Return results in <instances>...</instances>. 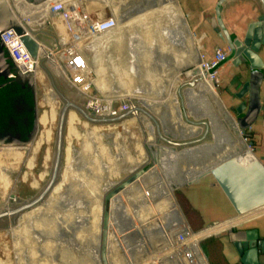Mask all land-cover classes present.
I'll list each match as a JSON object with an SVG mask.
<instances>
[{"label": "rangeland", "instance_id": "obj_1", "mask_svg": "<svg viewBox=\"0 0 264 264\" xmlns=\"http://www.w3.org/2000/svg\"><path fill=\"white\" fill-rule=\"evenodd\" d=\"M14 1L6 0L9 4ZM113 1L122 2V0ZM155 1L159 2L160 0H136V4L134 0H126V7L121 10L122 14L132 11L135 6H145L149 2L155 3ZM44 2L31 5L24 1V3L20 4V7L24 10L20 11L18 9V11L21 14L26 13L25 16L22 14L25 17H22V23L28 26L31 35L39 42L38 52L46 55L45 51L47 50L52 55L55 64L48 60L51 59L50 56L48 58L42 56L41 58L46 59V68L55 80L61 94L78 104L91 115H93L92 108L96 105L95 100L101 101L102 104L110 103L111 111L115 113L123 105L127 104L132 107L129 99L143 100L145 103L141 104L140 107L158 120L162 136L169 138L170 136L165 131V126L169 123H175L174 121L178 119L181 122L183 121L176 91L180 86L197 78V75L193 72L195 69L200 73L207 72L203 65L206 60L200 52V43L196 33L190 28L185 14L180 10L188 36L182 34L174 35V40L172 39L171 42L164 41L163 49L165 54L158 56L154 62V64H157L158 70H156L155 74H152L155 77L150 78L149 86L136 85L132 89V93H129L131 91L122 92L121 87L114 85L111 87L110 92L98 93L91 83L90 85L88 84L87 90L79 93L66 82L63 75V61L59 57L63 50L75 48L83 53L88 65L93 64L89 44L94 39L91 38L89 41L88 39L85 41L87 38L85 36L82 42L81 38L77 36L83 29L82 26H87L89 30L97 27V23L104 24L110 20L114 21L115 16L104 0H78L82 11L77 6L76 0H50L52 5L50 8L53 9L50 13L42 10L44 7H49ZM175 2L179 7L178 0H175ZM38 5L40 6L38 7ZM179 8L181 9V7ZM75 17H78V22ZM159 21L160 17H157L151 23L143 25L144 27L142 28L140 27L137 32L145 30L147 27L153 28ZM160 34L158 33L161 38L164 37L166 39V35L167 39L171 38L163 30H161ZM153 36L156 39L157 36ZM186 43L195 51L199 58L198 63H194L190 50L185 48ZM148 49L149 54H151V50L155 55L158 51L154 45ZM100 55L103 56V51L100 52ZM130 57L134 63L136 57L135 47L132 48ZM53 65H56L58 69L54 68ZM133 65L132 67L135 68ZM38 72L37 81L39 84L36 81V109L38 116L46 115L45 118L49 122L43 127L39 126L37 137L43 135L45 138L41 141L38 147L39 150L33 155L31 154V148L14 149L16 151H13V153L4 152L3 149L5 148H0V212H7L11 207L19 205L17 201L26 202L34 198L47 184L51 174L53 147L61 101L50 87L48 79L40 67ZM133 72L136 75V70ZM205 75L206 79L202 80L210 83L217 101L224 108L220 103L221 99L217 82L214 80L212 73L208 72ZM93 78L94 76L91 75V82ZM195 82H193L192 86L188 84L179 91L184 114L192 122H205L207 124L208 132L204 140L201 141V145H214L215 148H220L226 144H217L213 130H210V127H213L211 121L195 119L187 111L186 91L192 88L196 84ZM146 84L148 83L146 82ZM124 90L126 89L124 88ZM49 93L53 97L52 102L44 98V102L47 101L48 103L44 105L43 97L46 94L47 98ZM197 102L200 101L198 100ZM227 111L232 116V113L229 110ZM68 115L69 119L67 122ZM140 115L143 118L139 117V115H134L131 111V116L128 119H122L117 123L90 124L83 120L76 111H66L61 141L62 157L59 168V181L51 187L44 199L47 200H43L44 202L40 207L36 206L37 211L35 214L40 213L41 215L35 216V214L29 213L31 210H28L0 222V264H70V258L67 259L69 254L75 257L88 255L94 264H100L98 252L94 248H90L88 245H80L73 240L72 243L69 242L65 237V232L59 230V224H62V219L60 218H63L66 214L68 215V213L79 211L76 213V218H74L77 224L76 227H78V230H87L86 228H88L90 222L87 215V207H90V201H92L94 205L97 204L95 206L99 209L96 217L98 226L101 225L102 200L105 195L102 192V188L105 183L109 182L116 185L149 162L145 147L156 142L155 137L157 134L154 124L143 114L140 113ZM242 142L247 145L248 140H243ZM160 145L164 146L162 142H160ZM248 150L256 157L252 148H248ZM258 160L260 161V159ZM260 163L264 167V162L260 161ZM236 166L240 168L239 173L234 177L227 178L223 183V187L232 197H228L225 192H221V196L214 186L209 190L207 188H195L192 190L190 197L186 198L188 202L183 195L177 194L173 197L176 209L186 225L187 231H195L194 229L200 224L199 215L204 217L208 211L214 215H218L219 212V217H222L220 216L221 214L228 216L231 212H238L239 207H228L225 204L228 202L237 203V198H233L235 194H242L244 197L250 196L260 202L264 201V193L258 191L261 188L259 182L255 183L244 165L236 162ZM184 167L190 171L189 162ZM95 172H102L97 183L91 181L93 179L90 177L91 173ZM159 175L163 181L161 173ZM89 186L92 189L91 192L96 190V194L92 192L96 200L95 198L87 200L82 195V192L86 191ZM155 189L156 185L153 182L149 184L144 182L138 188L127 191V194L125 193L120 198V201L118 199L114 203L113 216L115 220L111 225L108 253L111 264H196L193 258L194 246L187 239L184 240V237L189 234L185 230L179 216L175 215V227L180 235L175 233L177 235L174 238V236L165 232L170 225H167L166 222L163 223V219L169 218V216L163 213L162 207L152 209V206L148 210H145V207H141L147 198H152L151 196L154 195ZM142 191L148 194L149 197ZM76 192L81 193L82 198L74 197L73 200L70 199L73 193ZM159 197L162 198L163 195H159ZM75 198L79 201H76ZM223 209H226L223 213L228 215L221 213ZM25 214H27V217L30 216V218H27ZM252 221L238 227L244 228ZM175 227L171 230H175ZM73 230L77 231L76 228ZM70 232L68 230V233L72 235ZM96 232L100 238L101 226L97 228ZM96 232L93 231V235ZM25 239L30 241V247L25 244ZM220 239L221 241L226 240V238ZM34 249L36 254H39H35L33 257L36 259V263L34 259L33 261L30 259ZM187 261H190V263H186ZM73 262L76 263L77 261L74 259Z\"/></svg>", "mask_w": 264, "mask_h": 264}, {"label": "water", "instance_id": "obj_2", "mask_svg": "<svg viewBox=\"0 0 264 264\" xmlns=\"http://www.w3.org/2000/svg\"><path fill=\"white\" fill-rule=\"evenodd\" d=\"M24 1L31 5H37L46 0ZM227 1L229 0H218L214 8V16L209 19V23L221 42L226 46V48H228V55L206 73L214 70L224 63L230 62L232 67L239 71V73L235 76V79L237 81L241 80L244 74H248V82L244 83L241 86L239 93L236 95L237 98H240L242 95L247 94L246 103H241L234 111L231 112L233 117L230 116L229 112L225 108H223L235 127V134L239 135L241 141L248 140L247 145H244L248 150V148H252V143L249 141L251 137L250 133L252 126L258 121L259 118H262L264 120V98L260 97V84L264 77V0H258L261 5L262 15L257 19L255 23L251 24L248 27L246 35L242 40H236L234 37L230 36L222 23V5ZM9 30H12L17 36L20 37V41L23 47L34 60H36L38 56H44L41 52H38L37 39L35 38V40L28 34H26L21 24L12 14L8 3H6V0H0V36ZM46 64L47 61L45 58H41L38 62V66L47 77L50 87L61 101V108L58 114L53 147L51 174L47 184L34 198L26 202L17 201L19 205L11 207L7 212L1 211L0 222L15 217L18 214L26 212L30 209L32 210L34 207L38 206L45 199L51 187L59 181V168L62 157L61 141L67 110L76 111L83 118V120L90 124L117 123L122 119H128L131 116V111H138L146 116L154 124L157 134L156 143L148 144L145 147L149 162L132 173L122 182L116 185H112L111 188H109L108 192H106L102 200V233L99 239L100 246L98 249V259L100 264H108L106 240L109 222V201L118 193L134 184L136 180L141 178L152 168L157 169L161 173L165 183H167L169 187L172 198L177 194H180L183 195L186 200V198L188 199L190 197L192 190H194L195 188H207L209 190L213 186L220 193V195L221 192L227 193L226 189L223 187V183L227 178L236 176L240 170V168L236 166L237 161L235 160V158H230L223 163L211 167L210 169H205L201 173L196 174L192 179L181 185H175L171 180L172 165L179 157L178 155L181 152H189V150L201 145V141L204 140L208 132V126L205 122H192L186 118L179 92L182 87L188 84L189 86H192L193 82L201 78L206 73L180 86L176 91L182 112V122L188 126L191 125L193 127H196L200 131L198 134H195L188 139L174 140L170 137L165 138L162 136L158 120L153 118L150 114H148L144 109L140 107V103H142V101L139 100L129 99L132 104V109L123 110L113 116L103 117L87 113L78 104H76L72 100L65 98L61 94L55 80L46 68ZM0 80V89L6 86L2 82L4 81L11 82V84L7 85H11L13 90L12 94L10 93V95H8L9 97H5L7 100L6 102L8 103H5V106L3 107L4 113L0 114V148H30L35 143L39 128V116L36 109L37 87L35 78L30 73L21 74L17 71L12 63V60L9 58L1 40ZM160 142H162L164 146L160 145ZM248 152V159L255 164L258 172V177H260V179L264 182V167L249 150ZM249 176L252 177L251 175ZM227 196L232 197V195L228 193ZM233 198H237V203L228 202L229 204H225L228 207H239L240 209L238 210V212H231L228 215L227 213H223L226 210L223 209L221 210V213L228 216H223L221 214L220 216L222 217H219L218 211V215H214L212 212L208 211V213L205 214L204 217L203 215L201 217L199 215L198 219L200 220V224L194 229L195 231L190 232L196 234L201 231L210 229L214 226L228 221L231 218H235L239 215L247 214L251 211L257 210L262 205H264V201H256L254 200L255 198L252 199L250 196L244 197V195L242 194H235L233 195ZM191 210L197 212L193 209ZM212 238H226V241L234 248L237 256L239 257V264H262L260 263L259 258L264 255V239H259L256 230H241L239 227H233L229 228L219 235L213 236ZM202 241L204 240H201L198 243V247L201 253L202 250L200 248V244L202 243Z\"/></svg>", "mask_w": 264, "mask_h": 264}, {"label": "crops", "instance_id": "obj_3", "mask_svg": "<svg viewBox=\"0 0 264 264\" xmlns=\"http://www.w3.org/2000/svg\"><path fill=\"white\" fill-rule=\"evenodd\" d=\"M104 1L109 5V9H111L115 18L120 20L121 23L125 21L123 20L125 17L130 19V21H125L120 27L115 26L114 29L106 31L102 35H98L89 44L92 62L96 63L97 68L107 78V82L103 83L101 86V89L105 93L110 92L111 87L114 85L121 87L122 92L131 91L129 93H132V89L136 87V85L142 84L143 86H149V81L151 82L150 78L155 77L152 74H155L156 70H158L157 64H154V62L158 56L165 54L163 49L165 45L164 41L171 42L172 39L174 40V35H184L179 23V17L182 18L181 11L185 14L190 28L196 33L200 43V52L204 55L206 62L212 60L214 49L226 48L209 24V18L214 16V8L218 0H178L181 9H179L178 6L177 9H175L171 5V0H160L159 2L155 1V3L149 2L148 5L145 6H135L132 11L124 14H122L121 10L123 7H126V0H122V2H114L113 0ZM22 2L24 3V0ZM17 3H19V0L12 2V5H19ZM44 3L49 7L41 9L43 11L46 10V13H50L52 10L50 8V0ZM76 3L78 4L77 6H79L78 0H76ZM134 3L136 4V0H134ZM39 6L40 5H38V7ZM17 7L18 8H15L17 12H19L18 9H20V11L24 10L20 6ZM80 9L82 11V7H80ZM25 15L26 13L24 16ZM261 15L262 9L258 0H229L222 5L221 10L222 23L229 35L236 40H242L246 35L248 27L255 23ZM157 17H160V21L159 23L156 22L157 24H155L153 28L147 27L145 30H139V32H137L140 27L142 28L144 27L143 25L151 23V21L157 19ZM76 18L78 19V17ZM161 30L167 33L171 38L167 39V35L166 39L164 37L161 38ZM158 33L160 35H158ZM153 35L157 36L156 39H154ZM152 45L157 47L158 51L156 55L152 50L150 51L151 54L148 53V48L152 47ZM133 47H135L136 54L134 63L130 57V52ZM185 48L189 49L188 43H186ZM101 51H103V56L100 55ZM189 52L191 53V51ZM191 55L194 59V55L192 53ZM195 57L199 60L197 55H195ZM132 65L135 66V68L132 67ZM134 70H136V75L133 72ZM238 73L239 71L233 68L230 62L220 65L217 70V88L221 103L224 108L230 112L234 111L241 103H246L247 101V94L242 95L240 98L236 97L241 86L248 82V74H244L241 80L237 81L235 76ZM199 74L202 75V73ZM146 82L148 84H146ZM206 83L202 80L200 84L186 91L187 111L190 115L194 116L195 119L199 120H207L209 117L208 107L211 103L209 96L211 89L210 83L208 81ZM124 88L126 90H124ZM211 92L214 94L213 91ZM260 97L264 98V77L260 84ZM198 100L200 102H197ZM174 122L175 123L169 124H177L180 123L181 120L178 119ZM199 131L198 128L191 127L190 131L184 133L182 136L188 139L198 134ZM251 133L253 135L252 140L255 143L253 151L256 157L260 159L261 162H264V120L262 118H259L252 126ZM167 134L169 135V133ZM214 136L217 144L226 145H222L220 148H215L214 145H199L189 150V152H181L178 155L179 157L172 165L171 172V180L175 185H181L203 170L210 169L230 158H235L238 163L245 166V169H247L255 183H257V181L259 182L261 188L258 191L264 193L262 192L264 191V182L258 177V172L247 161L233 139L220 132L215 133ZM190 159L193 161L195 168H190V171H188L185 169L184 165L189 162ZM254 197H256V195H254ZM250 221L252 222L249 223L248 226H244V228L240 229L256 230L259 239H264V208L250 214H242V216L239 215V217L231 218L222 224L210 228V230L213 232V235H216L231 227H235L242 223L246 224ZM223 242L224 255L227 260L230 263H239V257L234 248L226 240ZM259 260L260 263L264 264V255H262Z\"/></svg>", "mask_w": 264, "mask_h": 264}, {"label": "bare ground", "instance_id": "obj_4", "mask_svg": "<svg viewBox=\"0 0 264 264\" xmlns=\"http://www.w3.org/2000/svg\"><path fill=\"white\" fill-rule=\"evenodd\" d=\"M20 1V0H19ZM22 2V1H21ZM21 2H19V3H17V4H19V5H15V6H13L12 5V3H8V5H9V8H10V10H11V12H12V14L14 15V17L16 18V20L21 24L22 23V17H24L22 14H24V13H19V12H17V9L15 10V8L17 7V6H20V4H22ZM7 3V2H6ZM171 5L175 8V9H177V5H176V3H175V1L174 0H171ZM18 8V7H17ZM25 18V17H24ZM124 18V17H123ZM123 20H125V21H130V19H128V17H125ZM115 21H116V26H118V27H120L123 23H121V21L120 20H118V19H116L115 18ZM179 23H180V25H181V28H182V31H183V33H184V35L185 36H188V34H187V30H186V27H185V23H184V21H182V18L181 17H179ZM23 24V23H22ZM21 24V25H22ZM24 25V24H23ZM22 25V26H23ZM26 27V33H28V35L30 36V37H32L33 39H35V37L34 36H32L29 32H30V30L28 29V26H25ZM115 28V27H114ZM114 28H112V29H114ZM111 29V30H112ZM104 33V32H103ZM103 33H101V34H99V35H102ZM36 36V35H35ZM98 36V35H97ZM96 36V37H97ZM36 40V39H35ZM42 42V41H41ZM37 43H38V45H39V42L37 41ZM60 44V43H59ZM44 46V45H43ZM46 46V45H45ZM62 47V46H61ZM61 47H60V49H61ZM55 48V47H54ZM63 49V48H62ZM65 49V48H64ZM189 49H190V51H191V53L194 55V63H198V59L195 57V51L193 50V48L192 47H190V45H189ZM55 50V49H54ZM56 51V50H55ZM58 51V50H57ZM64 51V50H63ZM59 56V55H58ZM39 57V56H38ZM50 61V60H49ZM88 69H90V71H91V73H92V75L94 76V78L95 79H93V81H92V85H93V87H95V91L96 92H98V93H102L103 92V90L101 89V86H102V84L103 83H105V82H107V78L104 76V74L97 68V66H96V63H94L93 62V64H89L88 65ZM194 72V74H196L197 75V77H199L200 76V72H198V70H196L195 69V71H193ZM202 74H204V73H202ZM38 75V74H37ZM37 78H38V76L36 77V79H35V83H36V81H37ZM206 79V75H203L201 78H199L195 83V85L193 86V87H195L197 84H200L201 82H202V79ZM207 81V80H206ZM37 83L39 84V82L37 81ZM206 83V82H205ZM207 84V83H206ZM192 87V88H193ZM210 89H211V91H213L212 90V88H211V86H210ZM210 91V94H209V96H210V99H211V103H210V106L208 107V111H209V117H208V119H207V121L208 120H210L211 121V124H213V127H210V130L213 132V134L215 135V133H224V135H226V136H228V137H230V138H232L233 139V141H234V143L237 145V147L240 149V151L243 153V155L246 157V159L249 161V163L256 169V166H255V164L253 163V162H251L249 159H248V150L245 148V146H244V144H243V142L240 140V137H239V135L238 134H235V127H234V125H233V123H232V121H231V119L228 117V115L226 114V112L223 110V108L221 107V105L219 104V102L217 101V99H216V97H215V95L214 94H212V92ZM105 93V92H104ZM83 94V93H82ZM92 96V95H91ZM118 96V95H117ZM44 98L46 99V100H49V102H52V99H53V97H52V95H51V93H49V94H47V98H46V94L44 95V97H43V104L44 105H47L48 103H47V101L46 102H44ZM100 98V97H99ZM127 99V98H126ZM129 99V98H128ZM103 100V99H102ZM114 100V99H113ZM119 100H120V98H119ZM140 101H142V103H140V105L141 104H143V103H145V102H143V100H140ZM101 102V101H100ZM94 105V104H93ZM93 107V106H92ZM100 108H101V106H99ZM93 109V108H92ZM101 109H104L103 107L101 108ZM133 112V114L135 115H139V117H141V118H143V116L142 115H140V113H138V111H132ZM45 116L46 115H41V116H39V118H38V126H40V127H43V126H45V124H47L49 121L45 118ZM134 118V117H133ZM68 119H69V115H68V118H67V122H68ZM125 123V122H124ZM128 123V122H127ZM196 128V127H193V126H191V125H186L185 123H183V122H180V123H177V124H172V125H170V124H167L166 126H165V129L166 130H168L169 131V136L172 138V139H176V140H185V139H187L185 136H182L184 133H186V132H189L190 131V128ZM126 128V127H125ZM209 130V131H210ZM132 132V131H131ZM153 133H154V131H153ZM130 135V134H129ZM154 135H155V133H154ZM179 135H181V136H179ZM134 137V136H133ZM44 136L43 135H41V136H39V137H37V139L35 140V143H34V145L32 146V147H30L31 148V154L33 155V154H35L39 149H38V147H39V145H40V143H41V141L42 140H44ZM155 141H156V137H155ZM154 141V142H155ZM156 143V142H155ZM141 148V147H140ZM27 149V148H26ZM141 151V150H140ZM26 155V154H25ZM128 158H129V156H128ZM133 158V157H132ZM130 159V158H129ZM95 161V160H94ZM129 162H131V161H129ZM256 171H257V169H256ZM67 172V171H66ZM159 171L157 170V169H155V168H152L149 172H147L146 174H144L141 178H139L138 180H136V182H134V184H132L131 186H129L128 188H126L121 194H118V195H116L115 197H113L110 201H109V205H108V213H109V222H108V231H107V240H106V244H107V247H106V251H107V258H108V264H111V259H110V257H109V243H110V237H111V229H112V222L115 220L114 219V216H113V214H114V212H113V205H114V203L119 199V201H120V198H122L124 195H125V193L127 194V191H129V190H132V189H136V188H138L141 184H143L144 182L146 183V184H149V183H151V182H153V184H155L156 185V189H155V191H154V195L153 196H151L152 198H147L146 200H145V202H143L142 204V206H141V204H140V206L141 207H145V210H148L150 207H152L153 206V208L152 209H154V208H156V207H162L163 209H161L162 211H163V213L164 214H166V215H168L169 216V218H164L163 219V223H165L166 222V224L167 225H170L168 228H166V229H168L167 231L165 230V232L167 233V234H169V235H172V236H174V238L176 237V235L178 234V235H180L179 234V231L177 230V228L175 227L176 225H175V215H178L179 216V218H180V220L182 221V223H183V225H184V228H185V230L187 231V228H186V225L184 224V222H183V220H182V218L180 217V215H179V213H178V211H177V209H176V206H175V204H174V201H173V198H172V196H171V194H170V191H169V187H168V185H167V183H165V181H164V179H163V181H162V179H160L161 178V176L159 175ZM101 174H102V172H95V173H91V178L93 179V180H91V181H93V182H95V183H97V182H99L98 180H100V177H101ZM156 174V175H155ZM152 177H153V179H152ZM30 183V182H29ZM93 184V183H92ZM89 185V184H88ZM90 185H91V183H90ZM113 184H111V183H109V182H107V183H105V185L103 186V188H102V192H104L105 194H106V192H108V190H109V188H111V186H112ZM54 188V187H53ZM52 188V189H53ZM95 189V188H94ZM93 189V190H94ZM91 188H90V186L89 187H87V190L86 191H84V192H82V195H84L85 197H86V199L87 200H91V198H95V200H96V197H94L93 195H92V192L94 193V194H96L95 192H96V190L95 191H92L91 192ZM11 191V190H10ZM142 193H144V194H146L144 191H142ZM9 194V193H8ZM15 194V193H14ZM143 194V195H144ZM147 196H148V194H146ZM159 195H163V197L162 198H158V196ZM8 196V195H7ZM11 196V195H10ZM105 196V195H104ZM74 197H76V198H82V196H81V193H73V195L71 196V198L70 199H74ZM149 197V196H148ZM22 198V197H21ZM64 198V197H63ZM76 198H75V200H76ZM49 199V198H48ZM51 199V198H50ZM77 199V200H78ZM47 200V199H46ZM46 200H44V201H46ZM76 200V201H77ZM97 200H99L98 198H97ZM44 201H42V203H40L37 207H40L42 204H43V202ZM51 201V200H50ZM79 201V200H78ZM149 202V203H148ZM8 203V202H7ZM52 203V202H51ZM155 203H156V205H155ZM13 204V203H12ZM95 205H97V204H95ZM94 205V203H92V201H90V207L88 208L87 207V215H88V217H89V220H90V222H89V224H88V228H86V227H84V228H86L87 230H84V229H82V230H78V227H76L77 226V224H76V222H75V219L74 218H76V216H77V212H79V211H75L74 213H68V215L66 214L63 218H60V219H62L61 220V222H62V224L60 225L59 224V230H62L63 232H65V237L69 240V242L70 243H72V240L73 241H75V242H77L78 244H80V245H88L90 248H94L95 250H96V252H98L97 250L99 249V246H100V238H99V234H97V228L98 227H100V226H98V222H97V215H98V213H97V211L99 210V209H97V207ZM47 206V205H46ZM139 206V207H140ZM43 207V206H42ZM45 207V206H44ZM80 207V206H79ZM101 208V207H100ZM262 208H264V205L263 206H261L259 209H257V210H254V211H251V212H249V213H247V214H250V213H252V212H256V211H259V210H261ZM39 209V208H38ZM141 209V208H140ZM6 210H7V208H6ZM31 210V209H30ZM78 210H80V209H78ZM36 211H37V209H36V207L35 208H33L29 213H32V214H35L36 213ZM28 214V213H27ZM27 214H25V216L27 217ZM37 215H41L40 213L39 214H37ZM36 214H35V216H37ZM64 215V214H63ZM62 215V216H63ZM79 215V214H78ZM243 215H246V214H243ZM240 216H242V215H240ZM101 217V216H100ZM237 217H239V216H237ZM27 218H30V216L29 217H27ZM64 219V220H63ZM167 219V220H166ZM88 221V220H87ZM245 222V221H244ZM101 223V222H100ZM222 224V223H221ZM243 224H245V223H242V224H239V225H237V226H235V227H238V226H241V225H243ZM61 226V227H60ZM176 228L175 230H171L172 228ZM74 228H76L77 229V231L75 232L73 229ZM231 228H233V227H231ZM28 229V228H27ZM68 230L69 231H71L70 233L72 234V235H70L69 233H68ZM171 230V231H170ZM228 230V229H227ZM93 231H95L96 232V234L95 235H93ZM226 231V230H225ZM224 232V231H223ZM223 232H221V233H223ZM101 233H102V230H101ZM101 233H100V236H101ZM175 233H177V234H175ZM187 233L188 234H190V235H193V233H191V232H189V231H187ZM221 233H219V234H221ZM219 234H216V235H219ZM216 235H210V236H204L203 238H201V239H199V241H197L196 243H195V245H194V254H193V258H194V261H195V263L196 264H207L206 263V260H205V258L203 257V255H202V253H201V251L199 250V247H198V243L201 241V240H205V239H208V238H212L213 236H216ZM4 236V235H3ZM72 237H73V239H72ZM208 237V238H207ZM22 240V239H21ZM24 240V239H23ZM67 241V240H66ZM22 243V242H21ZM66 243V242H65ZM25 244H27L28 245V247H30L31 246V244H30V241H28V239H25ZM29 249V248H28ZM33 249V248H32ZM36 250L34 249V250H32V252H33V254H32V256H30L31 258V260L33 261V259L35 260V263H36V259L35 258H33L34 257V255L36 254V252H35ZM38 254V253H37ZM36 254V255H37ZM30 255V254H29ZM39 255V254H38ZM71 256V257H70ZM91 257V256H90ZM70 258V260H69V262H70V264H94L93 262H92V260H90L89 259V256L88 255H84V256H78V257H75V256H72V255H70L69 254V256H67V259H69ZM16 259V258H15ZM74 259L77 261L76 263L75 262H73L74 261ZM190 259V258H189ZM31 261V262H32ZM190 261H192V260H190ZM190 261H187L186 263H190Z\"/></svg>", "mask_w": 264, "mask_h": 264}, {"label": "built area", "instance_id": "obj_5", "mask_svg": "<svg viewBox=\"0 0 264 264\" xmlns=\"http://www.w3.org/2000/svg\"><path fill=\"white\" fill-rule=\"evenodd\" d=\"M50 6L52 7L51 4H50ZM52 11H53V9H52ZM75 19L77 20V22L79 21V19H77L76 17H75ZM96 25H97V27L90 28L89 30H88L87 26L86 27L82 26L83 29L80 31V33L78 34L77 37L81 38L82 42H83L82 39L85 36L87 37L85 39V41L87 39L89 41V39H91V38L95 39L97 35H99L103 32L109 31L112 28H114L116 26V21L114 19V21L110 20L108 22H105L104 24L97 23ZM25 26L26 25L22 26L24 31H26ZM26 34H28V33H26ZM81 36H83V37H81ZM0 40H1L3 46L6 50L9 58L12 60L13 65L17 69V71L21 74L30 73L36 79V77L38 76L36 74H39L38 62L41 59V57H38L36 60H34L27 53L25 48L23 47V45L20 41V37L17 36L12 30H9V31L3 33L0 36ZM45 52H46V55H44L43 57L48 58V56H50L51 59H48V60H50L52 63L55 64V61L53 60L52 55L49 54V52L47 50ZM227 55H228V48H225V49L216 48V49H214L212 60L210 62H206L205 64H203L204 68L207 71H209L215 65H217L220 61H222ZM59 59L63 61L62 62L63 66H64L63 75H64L66 82L69 84V86L72 87L74 90H76L79 93L87 90L89 85L92 83L91 82L92 73H90V71L88 69L87 60H86L85 56L83 55V53L79 49L73 48L72 50L69 49V50L63 51V53L60 55ZM218 67L215 68L214 70L210 71L212 73L214 80H216V82H217ZM54 68L58 69L56 67V65L54 66ZM95 103H96V105L92 109L93 115H95V116H103V117L113 116V115H116L123 110L132 109V107L130 105L128 106L126 104V105L121 106V108L117 111V113H115V112L111 111L112 109H111L110 103L106 102L107 104L106 103L102 104V102H99L96 100H95ZM99 106H101V108L103 107L104 109H101Z\"/></svg>", "mask_w": 264, "mask_h": 264}, {"label": "trees", "instance_id": "obj_6", "mask_svg": "<svg viewBox=\"0 0 264 264\" xmlns=\"http://www.w3.org/2000/svg\"><path fill=\"white\" fill-rule=\"evenodd\" d=\"M12 86L6 85L4 88L0 89V114L4 113L3 107L5 106L6 98L9 97L10 93L12 94ZM251 137L249 141L252 143V149L255 147V143L253 142L252 138L253 135L250 133ZM16 148H5L3 149L4 152L13 153ZM213 235V232L210 229L201 231L199 233L193 235H187L184 237V240H188L191 245H195L199 239L203 238L204 236ZM182 236V235H181ZM211 237V236H210ZM208 238V237H207ZM200 248L202 250L203 256L207 261V264H239V263H230L224 255V242L221 239L215 238H208L202 241L200 244Z\"/></svg>", "mask_w": 264, "mask_h": 264}, {"label": "flooded vegetation", "instance_id": "obj_7", "mask_svg": "<svg viewBox=\"0 0 264 264\" xmlns=\"http://www.w3.org/2000/svg\"><path fill=\"white\" fill-rule=\"evenodd\" d=\"M1 81V80H0ZM3 82V84H5V85H7V84H11V82H4V81H2ZM0 84H1V82H0ZM166 132H168L169 133V131L168 130H165ZM169 136V135H168ZM190 161H191V159H190ZM189 161V163L191 164L190 165V167L192 168V169H194L195 168V166H194V164H193V161H191L190 162ZM248 161V160H247ZM249 162V161H248ZM174 183V182H173ZM175 184V183H174Z\"/></svg>", "mask_w": 264, "mask_h": 264}]
</instances>
